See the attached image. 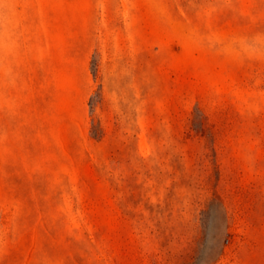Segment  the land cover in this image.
Here are the masks:
<instances>
[{"label":"rangeland","instance_id":"1","mask_svg":"<svg viewBox=\"0 0 264 264\" xmlns=\"http://www.w3.org/2000/svg\"><path fill=\"white\" fill-rule=\"evenodd\" d=\"M0 264H264V0H0Z\"/></svg>","mask_w":264,"mask_h":264}]
</instances>
